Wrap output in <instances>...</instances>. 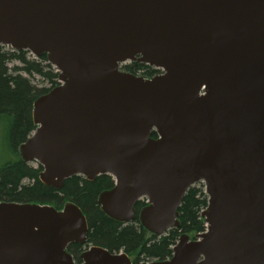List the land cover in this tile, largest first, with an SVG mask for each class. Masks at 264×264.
Listing matches in <instances>:
<instances>
[{
  "label": "water",
  "instance_id": "1",
  "mask_svg": "<svg viewBox=\"0 0 264 264\" xmlns=\"http://www.w3.org/2000/svg\"><path fill=\"white\" fill-rule=\"evenodd\" d=\"M0 46L59 74L18 147L40 183L109 176L101 210L128 224L144 199L138 221L159 237L202 183L205 232L151 264H264V0H0ZM86 234L71 203L0 201V264H75L66 249ZM80 264L132 263L91 247Z\"/></svg>",
  "mask_w": 264,
  "mask_h": 264
},
{
  "label": "trees",
  "instance_id": "2",
  "mask_svg": "<svg viewBox=\"0 0 264 264\" xmlns=\"http://www.w3.org/2000/svg\"><path fill=\"white\" fill-rule=\"evenodd\" d=\"M27 54L7 51L0 46V126L5 131L6 148L14 152L13 160L0 165V201L47 205L56 210H61L66 203L76 206L85 217L87 234L82 245L71 244L66 249L74 261H80L81 254L88 248L97 247L114 254L123 253L132 264L162 262L171 258L172 249L181 235L193 239L205 232L200 214L207 206V197L200 188L190 187L186 191L178 208V227L159 237L146 231L138 221L144 202L135 204V218L128 224L111 219L101 210L99 195L113 187L108 176L93 181L74 176L65 180L59 190L40 183L42 168H33L23 162L18 147L35 130L31 116L34 101L59 85V75L44 55L31 60ZM12 62L19 63L20 67L10 68ZM121 70L134 76L139 72L147 79L158 74V71L135 62L122 66ZM34 77L48 87L35 85ZM152 137H156L154 133Z\"/></svg>",
  "mask_w": 264,
  "mask_h": 264
},
{
  "label": "rangeland",
  "instance_id": "3",
  "mask_svg": "<svg viewBox=\"0 0 264 264\" xmlns=\"http://www.w3.org/2000/svg\"><path fill=\"white\" fill-rule=\"evenodd\" d=\"M6 50L7 51H11L10 49H8V48H6ZM27 58L28 59H31V60H35L36 58L34 57V56H32L31 54H27ZM125 65H129V62H126L125 64H123V66H125ZM13 66H18V67H20V64L19 63H17V62H12V63H10L9 64V67L11 68V67H13ZM54 69V68H53ZM137 76H142L141 75V73H137L136 74ZM33 83L35 84V85H39V87H41V86H44V87H48V85L46 84V83H43V84H41V82L39 81V78L38 77H34V81H33ZM4 124H6V123H4ZM4 134H5V131H4V129H3V127H1L0 126V165H2L3 163H5L6 161H11V160H13L12 158H14V152L12 151V149L11 148H9V149H7L6 148V143H5V138H4ZM32 134V133H31ZM30 134V135H31ZM30 167H33V168H36L38 165L36 164V163H34V162H32V163H29L28 164ZM112 179V178H111ZM193 187H195V188H200V189H202L203 191H204V185L202 184V183H197L196 185H194ZM145 206H146V202H145ZM144 206V207H145ZM204 211V210H203ZM202 211V212H203Z\"/></svg>",
  "mask_w": 264,
  "mask_h": 264
},
{
  "label": "flooded vegetation",
  "instance_id": "4",
  "mask_svg": "<svg viewBox=\"0 0 264 264\" xmlns=\"http://www.w3.org/2000/svg\"><path fill=\"white\" fill-rule=\"evenodd\" d=\"M160 73V72H159ZM102 176H105V175H102ZM98 177H100V176H98ZM138 217V216H137ZM75 263L76 264H79L80 263V261H75Z\"/></svg>",
  "mask_w": 264,
  "mask_h": 264
}]
</instances>
